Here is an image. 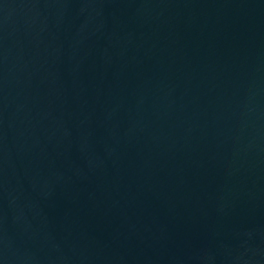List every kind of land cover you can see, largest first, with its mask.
Wrapping results in <instances>:
<instances>
[{
	"label": "water",
	"instance_id": "water-1",
	"mask_svg": "<svg viewBox=\"0 0 264 264\" xmlns=\"http://www.w3.org/2000/svg\"><path fill=\"white\" fill-rule=\"evenodd\" d=\"M0 264H264V0H0Z\"/></svg>",
	"mask_w": 264,
	"mask_h": 264
}]
</instances>
